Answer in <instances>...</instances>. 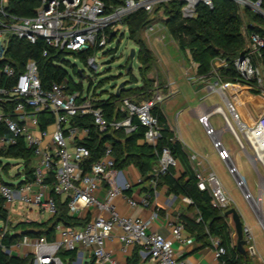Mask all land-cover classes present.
<instances>
[{
  "label": "built area",
  "instance_id": "built-area-1",
  "mask_svg": "<svg viewBox=\"0 0 264 264\" xmlns=\"http://www.w3.org/2000/svg\"><path fill=\"white\" fill-rule=\"evenodd\" d=\"M171 1L182 3L184 17H193L201 3L209 7L214 4V0H126L123 5L108 10L102 0H41L34 16L18 17L7 11V0H0V59L5 58L11 38L24 39L29 43L42 38L47 46L58 50L91 51L86 63L96 71L99 68L97 59L106 53V47L123 29L128 32V26L123 22L128 14L140 8L151 13L156 5ZM233 1L264 18L263 0ZM153 28L148 27L149 30ZM247 36L248 46L243 59L237 57L233 61L240 80L223 79L222 72L229 66L226 59L215 58L212 61L209 89L221 97L224 105H207L198 117L219 158L228 165L240 187L245 177L223 141L225 130L232 133L241 149L249 150L251 163L257 171L261 169L264 182V107L255 120L248 121L238 104L243 92L264 98V34L250 32ZM46 54L47 50L44 51ZM79 73L84 76L82 70ZM1 74L10 83L0 85V123L7 128V133L0 135V150L16 145L18 139L23 138L33 154L31 179L21 165L17 168L21 176L18 183L4 182L0 178V198L4 200V206L18 203L53 217L58 214L60 199L66 202L70 215L85 219L83 224L75 225L58 222L53 239L23 235L11 246L3 243L5 236L11 233L8 223H5L0 229L3 250L10 255L30 257V264H65L60 255L62 250L76 252L73 264H120L107 246L110 241L117 242L123 254L138 248L139 257L151 264H189L178 256L174 247V242L189 245L194 241L183 222L170 223L172 238H167L152 230L157 211L149 218L133 217L122 214L116 204V199L122 197L131 208L152 207L158 180L179 163L170 148L163 147L158 153L157 163L149 172L147 182L142 176L138 178L137 185L142 187V195L137 200L127 193L134 187L126 172L128 167L120 169L116 166L114 146L110 141L104 143L101 155L86 165L92 151L85 142L91 138L92 128L78 122L79 118L90 116L94 128L103 135L121 130L131 134L142 125L145 131L141 141L156 146L161 138V125L153 109L162 106L171 93L155 90L154 95L144 101L124 97L119 109L125 116L111 120L97 105V100L102 97L83 94L78 84H72L69 74L60 82L44 87L38 63L33 58L26 61L22 71L5 63L0 69V78ZM9 105H13L12 110H5ZM214 116L224 122L223 128L215 127L212 122ZM198 185L202 190L208 189L203 180ZM244 195L249 202L253 198L250 191ZM184 199L191 205L189 198ZM214 204L226 208V201ZM251 206L257 215H262L256 205L251 203ZM262 217L264 229V215ZM245 234L247 240L252 238L246 227ZM210 241L214 257L220 262L226 249L219 237H211ZM249 248L254 250V246ZM86 251L90 254L89 261L85 260Z\"/></svg>",
  "mask_w": 264,
  "mask_h": 264
},
{
  "label": "trees",
  "instance_id": "trees-1",
  "mask_svg": "<svg viewBox=\"0 0 264 264\" xmlns=\"http://www.w3.org/2000/svg\"><path fill=\"white\" fill-rule=\"evenodd\" d=\"M108 10H112L123 5L126 0H102ZM257 1V0H250ZM41 5V0H7L6 9L10 14L18 17H32L36 9ZM182 3L171 1L160 3L157 11L162 9L165 14V25L169 34L178 43L180 50L189 52L191 60L197 64V74L202 78H209L212 74V61L215 58L226 59L229 63L228 68L223 70V79L227 81L240 80V75L233 67V61L244 54L248 46V36L250 32H259L264 34V18L259 13L254 12L249 7H241L233 0H214L213 7L205 4H199L197 12L193 17H184L181 12ZM264 8V0L262 1ZM143 9H137L128 14L123 22L128 26V37L139 46L137 52L140 65V75L144 78L141 85L136 87H123L119 94L111 93L107 98L97 100V105L102 107L109 119H121L125 116L119 109L120 101L124 97H134L139 101H144L154 95L156 81L147 79L146 73L155 65L156 58L152 50L148 47L141 33L146 27L154 22L152 14ZM47 54L44 55V51ZM113 49L107 50L106 55L112 54ZM71 53L74 57L86 62L87 56L91 51H66L58 50L47 46L44 39L40 38L35 43H29L24 39L11 38L4 59H0V69L5 63L16 67L17 70H24L26 61L33 58L39 66V75L44 87H49L53 82H60L68 75L65 65H71L65 60V54ZM129 62V61H128ZM74 68V73L80 74L79 70ZM132 69L129 71L131 73ZM133 78L131 83L138 82V78ZM10 81L4 74H1L0 85L7 86ZM155 85V87H154ZM73 86H71L72 88ZM13 105L5 107V110H12ZM154 115L158 118L161 125V138L156 146L142 142L145 128L139 125V128L126 134L124 131H113L110 134H100L93 126L92 118L84 116L79 118L80 125H88L92 128L91 138L85 144L92 151L91 157L86 165L97 159L104 148V143L110 141L114 146V156L116 166L120 169L134 165L138 168L143 177V181L150 179L149 172L156 165L158 153L163 147H169L173 155L184 165L185 155L181 143L175 139L174 133L167 125L166 116L162 106H156L153 109ZM45 122L42 123L44 125ZM7 128L4 123H0V135L6 134ZM0 158L6 159V162L0 160V167L5 172L9 171L10 159L21 161L28 179L32 176L33 154L31 149L27 148L24 139L19 138L16 145L0 150ZM184 175L176 178L173 168L158 180V185L165 183L169 187V192L179 196L189 198L191 207L195 209V217L183 216L186 229L193 236L194 241L200 244L201 248L211 246V237H219L226 253L221 257L223 264H251L249 254L243 255L237 249L232 237V228L225 216L226 208L218 207L214 204L213 196L209 189H200L198 176L185 169ZM0 178L6 182L1 174ZM129 193V191H127ZM58 214L50 217L45 222L30 221L18 223L14 229L20 228L22 233H9L5 236L3 243L11 246L23 235L33 237L46 236L53 239L55 236V225L63 222L68 225L83 224L85 219L79 216H72L68 213L66 202L58 199ZM4 200L0 198V221L7 220V211L4 209ZM200 218V219H199ZM199 219V220H198ZM1 229V227H0ZM62 252V251H61ZM60 252V253H61ZM64 256L69 257L68 264L75 259L76 252L64 250ZM140 257L135 250L130 257L128 264H139ZM0 264H30V257H21L15 254L6 253L0 246ZM86 264H92L91 262Z\"/></svg>",
  "mask_w": 264,
  "mask_h": 264
},
{
  "label": "crops",
  "instance_id": "crops-1",
  "mask_svg": "<svg viewBox=\"0 0 264 264\" xmlns=\"http://www.w3.org/2000/svg\"><path fill=\"white\" fill-rule=\"evenodd\" d=\"M166 37L167 35L165 34L162 36L155 34L153 40L155 39L158 42L150 41V44L148 43V47L150 50H152L156 58H158V62L159 58L162 59L166 53L169 54L167 49L168 45L166 46V42L162 43L161 41ZM168 43H175L180 49L178 43L172 36L170 40L167 41V44ZM186 53L189 55V52ZM193 64L195 65V78L190 77V74H188L187 79L188 83L192 86V91L187 94L182 96L180 95L181 79H173L168 83H160V81L156 79V89L158 91L171 93V95L163 103L162 109L166 116L167 125L174 133L175 139L181 143L185 155L184 165L178 160V166L173 168L174 176L176 178L182 177L184 172H186L185 169L187 168L190 172H193L198 176L199 181L203 180L206 182L208 189L213 196L214 202L222 203L226 201V209L236 207L242 215L245 227L248 228L252 236L255 252L250 254L251 256L255 257L254 259L256 262L251 260L250 262L251 264H264V258L261 256L259 251V249L262 250V248L260 246L258 249L259 245L257 243L256 236L253 233L254 228L259 227V224L262 226L263 217L260 214L257 215L250 203H248L254 214L253 217H250L247 210L244 209L243 205L240 203L243 201V191L241 195H233L232 190L229 188L227 174L228 165L219 158L218 152L213 145L211 137L206 134L204 127L198 120V117L208 105V99L214 95L209 89V84L211 81L209 78L199 79L197 74V64L194 62ZM232 91H235L234 87H232ZM238 104L242 113L244 114V117L248 121H253L259 116L264 107V98L261 96H252L247 92H243L240 96V99L238 100ZM229 149L233 155L236 156L237 164L241 168L243 162L242 157L239 156V153L235 150V148ZM249 161L251 162L250 159ZM129 168L132 169V173L128 172ZM128 169L126 172L134 186L132 192L130 190L128 194H131L132 197L139 200L142 195V187L137 185V180L141 176V173L134 165L128 166ZM0 174L3 179L7 177L3 173L1 167ZM11 175L12 173L8 177H11ZM16 175L19 177L18 169L16 171ZM261 195L262 194L259 189L258 196ZM184 198L185 197L182 195L177 196L174 193H170L168 185L163 183L157 187L156 193L153 197V205L150 208H144L141 206L137 208H131L125 203V200L122 197H118L116 199V204L122 214L133 217L140 216L143 218H149L154 211H157L158 217L155 218L152 224V230L163 234L167 238H172L170 223L177 221L183 222V216L192 218L196 215L195 209H193ZM19 205L20 204L15 203L13 205H8L7 207L3 206L7 211V220L5 222L1 220L0 227L5 223H8L12 234L22 233L20 228L14 229L18 223L30 221L45 222L50 218H45L44 214L38 212V210L34 207ZM40 216H42L43 219L39 218ZM227 221L232 228V237L235 244L236 233L233 227L232 219L227 217ZM186 231L188 234H190L187 229ZM261 245L264 247L263 242ZM107 246L114 252L120 264H128V261L135 250L138 251V248H132L129 255L125 256L119 250V244L117 242L109 241ZM174 247L178 256L189 264H220V262L215 259L214 249L211 246L201 248L199 243L193 241L189 245H183L181 243L174 242ZM85 254V260L89 261V251H86ZM139 261V264H151L149 261L142 260L141 258Z\"/></svg>",
  "mask_w": 264,
  "mask_h": 264
},
{
  "label": "rangeland",
  "instance_id": "rangeland-1",
  "mask_svg": "<svg viewBox=\"0 0 264 264\" xmlns=\"http://www.w3.org/2000/svg\"><path fill=\"white\" fill-rule=\"evenodd\" d=\"M157 6H155V12L152 14V17H154V22L149 24L146 29H144L141 33V36L146 41L147 45L150 41L158 42L157 40H153L154 35H167V37L162 39V43H165L168 49L169 54L166 53L164 57L156 58L155 65L146 73L147 79H158L160 83H168L170 80L173 79H181L180 83V90H181V96L184 94H187L192 91L191 84L188 83V74H190V77L195 78V65L191 61L190 56L186 53L181 51L177 45L174 44H167V41L170 40L171 36L169 35V32L167 30V27L165 25V14L162 9L156 10ZM149 26H154L153 29L149 30ZM150 38V40H149ZM150 44V43H149ZM132 48H135L136 51H139V46L134 41L129 39L128 32L126 29H123L114 39L113 41L106 47V50L113 49L114 52L112 54H109L108 56L106 54L100 55L97 59V63L99 64V68L95 71L91 69L86 62L82 61L81 59L74 57L71 53L65 54V60L68 61L71 65L73 64L75 66V69L82 70L84 73V76L78 75L77 73H74V68H72L71 65H65L68 74L71 78L72 84L76 83L78 84V88H81L83 94H97L101 96L102 98H107L110 96L111 93H115L118 89V86L125 81L124 87L132 88L136 87L137 85H141L144 81V78L140 75V61L138 59V55L136 54L135 58L133 60H130V51ZM107 61H110L107 63ZM129 61V62H128ZM132 63V71L129 73L128 66ZM131 75H134L138 78V82L131 83L132 77ZM155 87V85H154ZM122 89V88H121ZM209 99H208V105H216L221 104L224 105L221 97L217 95L216 93H213ZM212 122L214 123L215 127L217 129H221L224 127V122L218 117L214 116L212 118ZM223 141L225 145L229 148H235V150L239 153V156L242 157V167L240 169L242 175L244 178L243 186L240 187L237 184V181L235 180L234 176L229 171V168H227V174H228V183L229 188L232 190L233 195H241L242 191L248 192L250 191L252 194V197L258 201L259 198H262L261 202L264 203V198L261 196H258L259 189L261 191V194L264 192V182L262 180L263 174L261 169L256 170L255 167L251 164L249 161V150L244 151L241 149L237 143L234 140V137L232 133L229 130H225L223 132ZM233 155V153H232ZM3 162H6V159H1ZM233 160L235 163H237L236 156L233 155ZM11 164L8 166L9 171L7 174L3 172L7 177L4 178L6 182L10 183H18L21 181V176L16 175V171L18 166L21 164L20 160L16 159H10L9 161ZM128 172L132 173V169L129 168ZM12 173L11 177H8ZM264 196V195H263ZM243 201L240 202L243 205V208L247 210L250 217H253V211L250 207L251 203L255 205L252 201V198L250 199V202L246 200L245 195L242 194ZM250 203V205L248 204ZM21 206H24L20 204ZM19 205V206H20ZM264 206V204H263ZM262 206V208H263ZM259 213H262L264 215V208L259 211ZM45 218H49L48 215H44ZM39 218L43 219L42 216ZM38 218V219H39ZM234 227V224H233ZM254 235L256 236V240L258 243V249L261 246L262 250L259 249L261 256L264 258V247L261 245L263 242L264 244V230L262 226L259 224V227L254 228L253 230ZM249 242L246 245V249L249 254V258L251 261H255V257L251 256L250 253V246H254L252 242V238L248 239ZM237 241V237L235 239V244ZM64 250H62L63 252ZM60 253L61 257L65 261V264H68L69 257L64 256ZM130 252L125 253V256H128ZM257 257V256H256ZM73 264V263H71Z\"/></svg>",
  "mask_w": 264,
  "mask_h": 264
},
{
  "label": "water",
  "instance_id": "water-1",
  "mask_svg": "<svg viewBox=\"0 0 264 264\" xmlns=\"http://www.w3.org/2000/svg\"><path fill=\"white\" fill-rule=\"evenodd\" d=\"M113 35V34H112ZM137 54V51L135 48H132L130 51V60H133L135 58ZM240 59H243V54H241ZM110 61H107V63H109ZM132 69V63L129 64L128 66V71H130ZM79 72H81V70H79ZM125 85V81L122 82L117 89V95L119 94V91L121 90V88H123ZM225 216L226 217H230L232 219V222L234 224V229H235V233H236V237H237V241H236V245H237V249L238 251H240L243 255H248V251L246 249V245L248 243L247 238L245 237V224L242 218V215L240 214V212L238 211V209L236 207H231L229 209H227L225 211ZM251 252L253 253L254 250L253 248L250 249Z\"/></svg>",
  "mask_w": 264,
  "mask_h": 264
},
{
  "label": "bare ground",
  "instance_id": "bare-ground-1",
  "mask_svg": "<svg viewBox=\"0 0 264 264\" xmlns=\"http://www.w3.org/2000/svg\"><path fill=\"white\" fill-rule=\"evenodd\" d=\"M252 201H253V203L256 205V207H257L259 210H262V209L264 208V206H263L264 203H262L261 201H257V200H255L254 198H252ZM262 206H263V208H262Z\"/></svg>",
  "mask_w": 264,
  "mask_h": 264
}]
</instances>
